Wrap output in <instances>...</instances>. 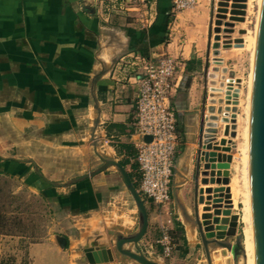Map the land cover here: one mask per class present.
Segmentation results:
<instances>
[{
    "label": "crops",
    "instance_id": "0c3cea01",
    "mask_svg": "<svg viewBox=\"0 0 264 264\" xmlns=\"http://www.w3.org/2000/svg\"><path fill=\"white\" fill-rule=\"evenodd\" d=\"M154 1L155 21L144 24V13L119 10V0H0V171L33 165L13 158H32L47 176L43 161L48 156L54 166L69 165L79 150L95 151L93 132L98 149L118 161L117 152L125 153L109 144L111 138H118L120 147L134 148L137 89L126 80L130 68L117 73L115 63L135 51L151 58L169 53L183 61L185 70L193 60L202 65L208 45L203 2L174 15L171 0ZM74 170L68 167L65 179ZM62 188L57 192L65 197L54 199L91 213L85 220L90 224L87 237L93 238L87 247H110L107 231L127 233L123 229L130 224L121 217L131 197L114 167ZM94 223L103 229H92ZM150 231L151 223L144 241L152 237ZM53 244L31 246L29 264H53L46 254H54ZM63 259L69 264L68 257Z\"/></svg>",
    "mask_w": 264,
    "mask_h": 264
},
{
    "label": "rangeland",
    "instance_id": "374dc122",
    "mask_svg": "<svg viewBox=\"0 0 264 264\" xmlns=\"http://www.w3.org/2000/svg\"><path fill=\"white\" fill-rule=\"evenodd\" d=\"M200 2L205 4L208 13V44L211 42V50H208L207 45L205 51H203L204 61L202 65L193 60L188 67L190 69L185 68L184 85L181 86L177 97L174 99L182 134L178 157L185 156L184 161L178 167L183 178L177 176L179 181L182 180L179 191L180 204L178 208H175V200L172 196L167 209L156 210L155 206L145 199L149 218L151 219L149 223H151L150 235L152 237H147L145 241L144 237L140 244L149 258L165 264H207L199 232L184 215V210L191 217L194 215L196 153L201 122L200 111L206 89V108L208 109L206 140L209 143L208 151L215 153L218 158H222L223 162L227 161L226 158L224 160V157L231 156V161L227 169V183L217 182L218 179L222 180L225 177L223 174L225 169L218 167L213 169V176L208 175L209 179L213 178L215 180L213 183H200L199 187L205 189L203 194L205 202L199 205V209L201 207L200 214L204 213L203 208L207 206L208 198H211V203L217 199L216 201L221 203L220 209L224 210L227 201L224 193L229 187L231 194L229 198L231 205L228 206L231 209L229 218L233 220V216H236L234 241L238 234H243L245 226L243 222L245 159L242 146L246 142L244 134L247 124L246 106L248 104L259 0H247L244 21H234L233 27L225 24L226 21H230L229 19H223L220 26L215 23L218 19L219 0H200ZM229 9L231 8L229 7ZM227 15L230 16V12ZM217 27L220 29L219 32L216 31ZM242 30H245V33H241ZM240 37L244 40L243 45H237L236 39ZM216 42L220 44L218 48L213 47ZM215 50H218V52L214 53ZM207 60H209V75L206 80L204 66ZM111 139L112 141H109V144H117L119 150H124L125 155L123 156L117 152L116 156L119 161L125 164L128 173L134 175L136 171L133 168L135 149H128L124 146L126 144L120 147L121 143L118 142V138ZM99 151L103 153L104 148L99 147ZM78 153L77 158L71 161V165L58 164L54 166L49 160L51 159L50 156L47 157V161L45 158L43 168L46 170L47 177L57 182H66L69 180L65 179L68 167L75 168L71 177L73 178L87 173V170L94 169L102 162L93 149H91L90 155L83 154L82 150H79ZM215 163L217 164L218 160ZM56 175L61 178L56 179ZM232 181H235L237 186L240 187L238 193L233 192ZM207 188L211 190L206 192ZM63 189L43 180L35 173L33 165L18 168L13 173L0 171V264H29L31 260L29 248L34 244L50 242L51 240L54 242L51 251L54 254L58 253L60 256L57 258L54 254L46 253L48 257L53 258V264H67V260H62L63 256L68 257L69 264H90L86 260L84 249L93 239L87 237L90 224L85 221L91 213L87 209L54 199L55 196L65 197L64 192H57L63 191ZM125 194L128 195V198L129 196L131 198H129V204H124L122 217H120L122 221L124 218L125 222L127 221L130 224V227L125 226L123 231L132 232L138 226V212L127 188H125ZM215 209L214 207L211 208V213H214ZM97 210V213L102 214V209ZM128 212L130 215H127ZM131 214L134 218L131 217ZM219 217L223 218L225 216L220 214ZM169 219H172L170 225L177 246L174 253L166 257L163 255L157 240L160 235L161 223H166ZM93 225L92 229L97 231L103 229L101 223H94ZM107 233L109 237H107L106 242L110 245V248L114 249L115 235L108 231ZM62 238L66 240L65 246L61 243ZM220 250L222 251V249ZM216 252L217 250H215ZM101 264L139 263L115 255L113 262ZM213 264L235 263L231 252L227 251V254L221 253L219 263L216 258H213ZM241 264H243V259H241Z\"/></svg>",
    "mask_w": 264,
    "mask_h": 264
},
{
    "label": "water",
    "instance_id": "95a60500",
    "mask_svg": "<svg viewBox=\"0 0 264 264\" xmlns=\"http://www.w3.org/2000/svg\"><path fill=\"white\" fill-rule=\"evenodd\" d=\"M232 2V3H231ZM218 14L215 23L222 25L223 19H229L225 24L227 26H234V21H244L247 11V0H219L218 2ZM229 7L231 9H229ZM230 12V16L227 14ZM229 30V29H227ZM231 30V29H230ZM219 32V27L216 28ZM241 33H245L242 30ZM237 45H243L244 40L242 37L236 39ZM219 42L213 44V47L218 48ZM208 50H211V42L208 44ZM208 51V53H209ZM215 50L214 53H217ZM209 75V60L206 61L204 66V76L207 80ZM192 76V75H191ZM183 86V85H181ZM207 89L204 92L202 108L200 111L201 122L198 135V149L196 153V169L194 177V215L191 217L185 210L184 215L193 223L197 228L201 237L202 246L205 251L207 264H213V253L215 250L222 249V253L227 254V251L231 252L233 261L235 264H246V251L244 246L243 234H238L234 241L235 235L236 216H233V220L229 218L231 209L228 207L231 205L229 201L230 190L227 188L224 193L227 201L224 210L220 209L221 203L208 198L207 206L203 208L204 213L200 214L199 205L204 203L205 199L203 194L205 189L199 187L200 183L208 184L213 183L215 180L208 177V175H214L213 169L215 167L224 168V178L218 179L217 182L228 181V167L231 161V156L224 157L226 162L222 161V158H218L215 153L208 151L209 143L207 142ZM99 118L96 120L98 124ZM93 146L95 152L101 159V164L96 168L84 173L82 175L73 177L66 182H57L50 180L45 176L37 163L32 158L17 159L20 162H30L34 165V169L37 175L43 180L55 187H69L87 178L93 177L111 167H114L121 176L123 183L129 193L131 194L138 212V226L135 231L123 233L117 231L115 233L114 249L106 247L104 245H97L96 247H87L84 249L85 257L90 264L109 263L115 260V255L122 256L129 260L136 261L139 264H165L161 261L149 258L141 247V241L145 237L149 228V212L144 197L141 195L134 182L132 181L125 166L115 158L103 154L98 149V140L95 132L92 134ZM147 140H151L150 137H146ZM185 156L178 157L175 168V175L172 183V196L175 200V208L179 207V191L182 180L179 181L178 177H182V173L178 169L182 163L181 159ZM218 160V163L215 162ZM211 169V171H210ZM220 174V173H218ZM201 176H204L201 178ZM183 178V177H182ZM210 188L206 189V192L210 191ZM212 204V206H211ZM216 208L214 213H211V208ZM248 207L252 215L253 232H254V261L255 264H264V0H261L259 18L253 53L252 61V75H251V106L249 115V127H248ZM223 214L225 217H219ZM66 240L61 239V243L65 246ZM214 249V250H213Z\"/></svg>",
    "mask_w": 264,
    "mask_h": 264
},
{
    "label": "built area",
    "instance_id": "2783aa9c",
    "mask_svg": "<svg viewBox=\"0 0 264 264\" xmlns=\"http://www.w3.org/2000/svg\"><path fill=\"white\" fill-rule=\"evenodd\" d=\"M119 1V10L127 14L144 13L141 23L149 24L157 15L154 0ZM171 1V12L175 15L194 8L199 0ZM114 68L117 73L130 68L126 80L137 89L132 122V133L137 136L133 142L139 175L137 189L156 210H165L171 203L172 183L181 147L182 136L174 99L181 88L184 63L169 53L151 58L133 52L120 58ZM171 223L172 219L161 223L157 240L166 257L172 255L177 246Z\"/></svg>",
    "mask_w": 264,
    "mask_h": 264
},
{
    "label": "bare ground",
    "instance_id": "6f19581e",
    "mask_svg": "<svg viewBox=\"0 0 264 264\" xmlns=\"http://www.w3.org/2000/svg\"><path fill=\"white\" fill-rule=\"evenodd\" d=\"M260 4L261 0H259V10H260ZM258 18H259V12L257 17V24H256V30H255V38L256 39V32H257V25H258ZM255 46V41H254ZM254 46H253V53H254ZM253 57V56H252ZM253 59V58H252ZM252 75V70H251ZM251 75H250V82H249V93H248V104L246 106V113H247V124L245 130V145L242 146L244 159H245V185H244V208H243V222L245 223L244 229H243V236H244V246L246 251V264H255L254 261V232H253V223H252V215L248 207V127H249V115H250V106H251ZM245 110V109H244ZM184 158L181 159L183 161ZM237 167V166H236ZM238 169V168H237ZM236 181V180H235ZM235 181L232 184V190L234 193L239 192V188ZM231 182V183H232ZM231 185V184H229ZM231 190V191H232ZM221 250L218 249L217 252L213 253V258L217 259L218 263L220 261V255ZM215 256V257H214Z\"/></svg>",
    "mask_w": 264,
    "mask_h": 264
},
{
    "label": "trees",
    "instance_id": "16d2710c",
    "mask_svg": "<svg viewBox=\"0 0 264 264\" xmlns=\"http://www.w3.org/2000/svg\"><path fill=\"white\" fill-rule=\"evenodd\" d=\"M169 16H170V15H169ZM199 63H200V62L198 61L197 64H199ZM189 65H190V63L188 64L187 68L189 67ZM188 69H190V68H188ZM174 105H175V102H174ZM175 107H176V106H175ZM179 130H181V129H180V126H179ZM180 133H181V131H180ZM181 136H182V134H181ZM125 147H127L128 149H129V148H132L130 145H125ZM123 165H125V164L123 163ZM134 166H135V167H134ZM134 166H133V168H135V170L137 171L138 166H137V163H136V162H135ZM129 175H130L132 181L134 182L135 186L138 188V186H139V181H138L139 175H138V171H137V173H135L134 175H132L131 173H129ZM149 202H150V201H149ZM178 224H180V223L178 222Z\"/></svg>",
    "mask_w": 264,
    "mask_h": 264
}]
</instances>
